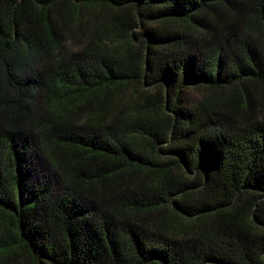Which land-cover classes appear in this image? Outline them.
<instances>
[{
    "label": "trees",
    "instance_id": "16d2710c",
    "mask_svg": "<svg viewBox=\"0 0 264 264\" xmlns=\"http://www.w3.org/2000/svg\"><path fill=\"white\" fill-rule=\"evenodd\" d=\"M0 264H264V0H0Z\"/></svg>",
    "mask_w": 264,
    "mask_h": 264
},
{
    "label": "rangeland",
    "instance_id": "374dc122",
    "mask_svg": "<svg viewBox=\"0 0 264 264\" xmlns=\"http://www.w3.org/2000/svg\"><path fill=\"white\" fill-rule=\"evenodd\" d=\"M79 34H81V33H79ZM70 38H71V36H69ZM68 40H69V38H68ZM70 41V40H69Z\"/></svg>",
    "mask_w": 264,
    "mask_h": 264
}]
</instances>
